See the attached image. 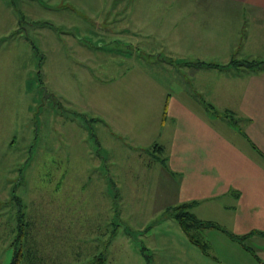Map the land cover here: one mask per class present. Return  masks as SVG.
Wrapping results in <instances>:
<instances>
[{
	"label": "rangeland",
	"instance_id": "1",
	"mask_svg": "<svg viewBox=\"0 0 264 264\" xmlns=\"http://www.w3.org/2000/svg\"><path fill=\"white\" fill-rule=\"evenodd\" d=\"M149 1L164 17L141 22L148 32L186 30L175 8L170 13ZM120 7L119 0H0V264L9 262L17 211L29 223L28 237L60 264H89L102 253L105 264H147L146 258L156 264L157 247L150 243L169 219L164 212L176 190L148 149L167 145L163 108L183 68L170 69L167 50L149 52L153 46L144 40L136 49L126 46L133 39L111 34H118L120 22L108 16ZM235 28H218L211 45H202L217 52L213 61L227 74L253 71L231 59L264 57L228 55L227 43L243 31L237 36ZM195 36L174 40L198 45L211 39ZM255 45L263 48L264 41ZM198 84L188 79L184 87L203 105ZM210 118L232 134L227 123ZM215 234L202 232L212 250L219 243Z\"/></svg>",
	"mask_w": 264,
	"mask_h": 264
},
{
	"label": "crops",
	"instance_id": "2",
	"mask_svg": "<svg viewBox=\"0 0 264 264\" xmlns=\"http://www.w3.org/2000/svg\"><path fill=\"white\" fill-rule=\"evenodd\" d=\"M119 1L120 11L108 16L110 23L120 22L118 34H111L133 39L126 46L136 49L144 40L145 44L153 46L149 52L167 50L172 59L170 69L173 65L175 70L183 68L172 78L171 85L176 87L170 88L161 121L162 127L167 124L168 141L167 145H162L166 165H159L165 168L176 190L175 201L166 208L196 201L192 212L198 219L215 222L236 235L255 232L245 243L253 249L256 257L217 230L218 234L213 238L218 240V247L212 250L208 242L209 251L204 253L189 241L178 223L164 220L160 225L162 230L156 233L159 239H152L150 243L153 249L157 247L155 263L235 264L237 261L236 264H264V236L260 235L264 234V70L221 72L216 63L217 52L202 47L211 45L212 38L217 37L216 32L222 31L218 28L236 26L237 36L243 31L227 43V54L264 56V46H254L255 41H264V34L260 31V27H264V0H184L183 4L179 0H155L166 6L169 12L175 8L173 14L178 19H186V30L182 34L170 33V28L162 30L159 26L152 28L151 32L145 29L148 25L141 22H155L164 17L159 14L154 1ZM237 9L242 12L236 13ZM150 10H154L151 16ZM199 13L202 15L198 16ZM211 14L219 20L211 18ZM228 14L230 18H225ZM167 19L170 20V16ZM221 20L232 24L222 25ZM195 34L199 35L196 38L204 36L211 39H203L204 43L198 45L186 42L181 45L174 40L176 37L192 39ZM174 54L179 55L178 58ZM218 54L223 55L222 52ZM230 59L226 58L227 61ZM183 62H206L219 67L180 65ZM204 78L209 81L207 85L201 84L200 79ZM188 79L200 83L199 93L202 92L207 103L219 112H231L238 118L240 122L236 128L217 117L227 123L232 134L216 127L205 105L197 102L196 94L187 92L184 86ZM193 104L203 106L204 112ZM221 240L226 243L220 244ZM229 247H234L237 252L230 254Z\"/></svg>",
	"mask_w": 264,
	"mask_h": 264
},
{
	"label": "trees",
	"instance_id": "3",
	"mask_svg": "<svg viewBox=\"0 0 264 264\" xmlns=\"http://www.w3.org/2000/svg\"><path fill=\"white\" fill-rule=\"evenodd\" d=\"M175 63L179 65V63L177 62ZM230 63L235 67L243 64L247 68H251L253 70H264V60L241 62L238 60H231ZM181 64L189 65L191 63L183 62ZM191 65L219 67L217 64L215 65L206 62H195ZM204 105L209 116H220L222 119H225L230 126L238 128V123L240 121L235 117L234 114H232L231 112H219L210 103H205ZM150 150L152 152V157L160 164L165 166L166 163L165 157L163 156V146L156 144L154 147L148 149V151ZM14 201L16 202V205L20 207L21 200L19 199V197H13V202ZM195 205H197L196 201H189L173 207H169L165 210L164 216L178 223L182 231L188 237L189 241L192 244L198 246L204 253H207L209 251V243L204 240L202 232L211 229L222 232L231 240L241 244L246 251L254 254L255 256V252L253 251V249L245 244L246 239L249 236L255 234V232L245 235H236L215 222L200 220L192 212V209ZM15 222L17 223V225L12 230L13 233H15V237L13 239V242L8 245V250L6 251L8 253H6V256L9 259L8 264H60V262H57L58 260L53 259L52 255L48 256V254L45 253V251L42 249L43 247L38 245L34 236L31 235L30 237H28L29 233L27 232V229L29 228V223L24 222V214L20 211L16 212ZM260 235L264 236L263 233H260ZM145 257H150V255H145ZM146 261L147 264H151L149 258H146ZM89 264H105V254L102 253L99 256H96Z\"/></svg>",
	"mask_w": 264,
	"mask_h": 264
}]
</instances>
